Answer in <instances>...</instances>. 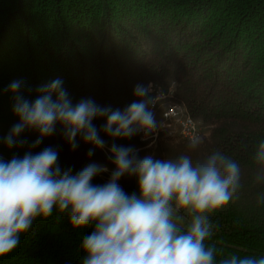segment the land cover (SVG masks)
<instances>
[{"label":"trees","instance_id":"1","mask_svg":"<svg viewBox=\"0 0 264 264\" xmlns=\"http://www.w3.org/2000/svg\"><path fill=\"white\" fill-rule=\"evenodd\" d=\"M168 77L178 81L176 98L211 123V133L194 152L165 141L140 156L195 159L219 149L238 160L244 174L240 199L212 217L217 229L210 243L225 252L264 254V205L256 200L264 188L254 181L251 159L254 144L264 139V0H0V158H22L39 136L26 130L24 147L3 143L19 122L7 90L14 80L25 81L30 101L39 95L38 87L60 78L73 104L90 98L123 110L139 99L138 83ZM93 123L100 129L106 119ZM100 135L108 146L142 144L138 134L115 140ZM77 139L73 151L58 124L53 136L31 150L57 149L61 168L74 173L91 162L114 169L108 148L88 157L93 145ZM103 175L93 183H106ZM119 183L129 195L139 194L136 177ZM93 230L74 227L58 213L38 218L0 264H82V239Z\"/></svg>","mask_w":264,"mask_h":264},{"label":"clouds","instance_id":"2","mask_svg":"<svg viewBox=\"0 0 264 264\" xmlns=\"http://www.w3.org/2000/svg\"><path fill=\"white\" fill-rule=\"evenodd\" d=\"M63 84L57 78L38 87L34 101L24 96V80L8 86L19 122L3 143L9 149L24 147L28 141L21 137L26 130L39 136L22 158H0V258L18 249L21 236L32 231L38 218L58 213L68 216L74 227L94 226L82 239V264H264V254L225 252L210 243L217 229L212 217L240 199L244 174L238 160L219 149L195 159L190 154L140 156L139 148L108 146L100 135L115 140L143 133V140L155 143L164 125L153 109L172 95L175 80H167V91L153 82L138 83L134 95L139 99L123 110L90 98L73 104ZM96 118L106 119L100 129L93 123ZM58 124L73 151L79 147L78 137L93 145L88 157L95 149L108 148L115 167L106 183L93 180L110 171L107 165L91 162L74 173L71 167L61 168L53 147L33 153L31 149L55 134ZM205 140L197 134L187 146L194 152ZM251 159L254 181L264 188V139L254 144ZM126 176L137 178L139 194L129 195L122 188L119 181ZM256 200L264 205V190Z\"/></svg>","mask_w":264,"mask_h":264},{"label":"built area","instance_id":"3","mask_svg":"<svg viewBox=\"0 0 264 264\" xmlns=\"http://www.w3.org/2000/svg\"><path fill=\"white\" fill-rule=\"evenodd\" d=\"M167 80H175L176 87L173 89L171 96H168L165 100L158 103L153 109L157 120L162 122L164 125L154 139L157 140L162 135L167 134L174 137L177 136L176 138L185 139L186 141H189L190 137L197 134L205 137V128L212 126V124L206 123L201 118L193 116L189 111L186 102L176 98V91L178 87V81L176 78L168 77L165 80L153 79L149 82H153L157 86H163L165 91H167ZM138 135L141 142L146 144L147 142H152V139L143 140V133Z\"/></svg>","mask_w":264,"mask_h":264},{"label":"rangeland","instance_id":"4","mask_svg":"<svg viewBox=\"0 0 264 264\" xmlns=\"http://www.w3.org/2000/svg\"><path fill=\"white\" fill-rule=\"evenodd\" d=\"M212 127L213 126H209V127L205 128L206 129L205 130V132H206L205 138H207L210 135ZM176 137L171 136L169 134L162 135L157 140H155V143L147 142V144H146V143L142 142V144L140 146H138L137 148H139L140 150H149L150 149V150H153L154 151L158 147L159 144H162L165 141H167V142H173V143L181 144V145H185V146L188 145V141H186L185 139L176 138ZM109 155L110 154H108V156ZM110 173H111V170L109 172H106V176L103 175V178H106L107 180H109L110 179Z\"/></svg>","mask_w":264,"mask_h":264}]
</instances>
